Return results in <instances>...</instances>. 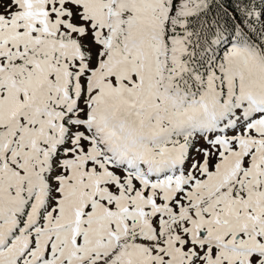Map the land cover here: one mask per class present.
Returning <instances> with one entry per match:
<instances>
[{
	"label": "snow or ice",
	"instance_id": "1",
	"mask_svg": "<svg viewBox=\"0 0 264 264\" xmlns=\"http://www.w3.org/2000/svg\"><path fill=\"white\" fill-rule=\"evenodd\" d=\"M0 264H264V0H0Z\"/></svg>",
	"mask_w": 264,
	"mask_h": 264
}]
</instances>
